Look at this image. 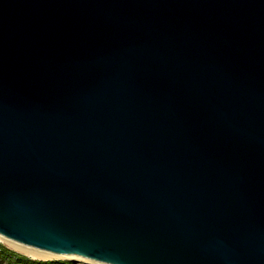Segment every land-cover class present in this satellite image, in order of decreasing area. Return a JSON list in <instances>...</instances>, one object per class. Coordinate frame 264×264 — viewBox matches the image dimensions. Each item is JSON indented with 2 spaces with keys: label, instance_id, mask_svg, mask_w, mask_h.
Wrapping results in <instances>:
<instances>
[{
  "label": "water",
  "instance_id": "1",
  "mask_svg": "<svg viewBox=\"0 0 264 264\" xmlns=\"http://www.w3.org/2000/svg\"><path fill=\"white\" fill-rule=\"evenodd\" d=\"M0 234L264 264V0H0Z\"/></svg>",
  "mask_w": 264,
  "mask_h": 264
},
{
  "label": "bare ground",
  "instance_id": "2",
  "mask_svg": "<svg viewBox=\"0 0 264 264\" xmlns=\"http://www.w3.org/2000/svg\"><path fill=\"white\" fill-rule=\"evenodd\" d=\"M0 239L2 241L7 242L16 251L23 253V254L31 257L32 259L49 260L52 258L67 257V256H63V255H58V254H55V253H52L49 251L41 250V249H38L35 247L24 245L22 243H19L17 241L12 240V239H8L1 234H0ZM70 258L83 259V258H79V257H70ZM96 263L97 264H106L103 262H96Z\"/></svg>",
  "mask_w": 264,
  "mask_h": 264
},
{
  "label": "rangeland",
  "instance_id": "3",
  "mask_svg": "<svg viewBox=\"0 0 264 264\" xmlns=\"http://www.w3.org/2000/svg\"><path fill=\"white\" fill-rule=\"evenodd\" d=\"M0 244L2 245V247L8 249L9 251L17 253L18 255H20L22 257H26V258L34 260V261L61 262V264H97L95 261H92V260L75 259V258H70V257H58V258H52L49 260L32 259L31 257L16 251L7 242L2 241L1 239H0ZM0 263L1 264H8L7 262L3 261L1 258H0Z\"/></svg>",
  "mask_w": 264,
  "mask_h": 264
},
{
  "label": "trees",
  "instance_id": "4",
  "mask_svg": "<svg viewBox=\"0 0 264 264\" xmlns=\"http://www.w3.org/2000/svg\"><path fill=\"white\" fill-rule=\"evenodd\" d=\"M0 258L8 264H61V262L34 261L11 252L0 244ZM63 263V262H62ZM1 264V263H0Z\"/></svg>",
  "mask_w": 264,
  "mask_h": 264
}]
</instances>
